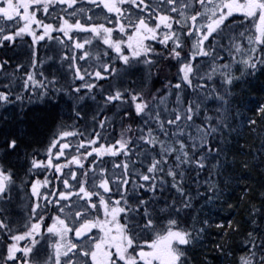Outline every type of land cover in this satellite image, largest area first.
<instances>
[{
  "label": "snow or ice",
  "instance_id": "obj_1",
  "mask_svg": "<svg viewBox=\"0 0 264 264\" xmlns=\"http://www.w3.org/2000/svg\"><path fill=\"white\" fill-rule=\"evenodd\" d=\"M86 2L0 0V264H264V0Z\"/></svg>",
  "mask_w": 264,
  "mask_h": 264
},
{
  "label": "bare ground",
  "instance_id": "obj_2",
  "mask_svg": "<svg viewBox=\"0 0 264 264\" xmlns=\"http://www.w3.org/2000/svg\"><path fill=\"white\" fill-rule=\"evenodd\" d=\"M23 53H20V54H17L16 56H14V58H17L18 57H22V58H27L28 57V54L24 51H22ZM21 62H24L22 60H19ZM262 80L263 78L261 79H256V80H251L250 83L247 84L246 86V92H245V95H254L255 99H249V106L250 105H254V101L257 102L262 96V92L261 90L264 89V85L262 83ZM264 96V95H263ZM82 125H83V122H81ZM91 125H87V127H90ZM251 134L253 135V132H251ZM246 138V137H245ZM237 142L235 141L234 144H236ZM259 158L257 160V162L255 164H250L249 165V170L245 173H243L244 175V179L246 180L247 183L251 184L252 187L258 192L260 190H264V189H261V185L264 184V167H262L260 164H259ZM230 191H233V196H235V193H238L240 191L239 188H235L234 190L231 188L230 186ZM13 212H16L17 215H18V218H20L22 215H25L24 212H25V208L24 206H21V204H17L16 203V206L13 208ZM216 213L221 216V217H227L229 219L232 218L233 214L235 213V211H232V212H229L227 209H220L219 207L216 208ZM243 210H241V215H240V220L243 218ZM213 236L215 237V232L213 233ZM234 237V236H233ZM233 237H232V242L235 244L236 242H238L239 240L237 241H234L233 240ZM227 239V237H226Z\"/></svg>",
  "mask_w": 264,
  "mask_h": 264
},
{
  "label": "trees",
  "instance_id": "obj_3",
  "mask_svg": "<svg viewBox=\"0 0 264 264\" xmlns=\"http://www.w3.org/2000/svg\"><path fill=\"white\" fill-rule=\"evenodd\" d=\"M83 6H87V2H86V0H83ZM25 39H28L27 37L25 38ZM44 44L43 43H41V45H39V46H37V58L38 59H44V52L46 51L45 50V46H43ZM23 49H25L26 50V53L29 55V53H28V50H27V48H23ZM14 52H15V56L17 55V54H20V53H23L22 52V50H18V48H16V49H14ZM11 54V53H10ZM14 59H16V60H22V61H25V59L26 58H22V57H18L17 56V58H14ZM21 62V61H20ZM39 67V66H38ZM10 71H11V69H10ZM261 78H263V80H262V83H263V85H264V75H261V74H258L256 77H255V79H252V80H256V79H261ZM0 79H2V78H0ZM157 87H160V84L158 83L157 85H156ZM264 88V87H263ZM261 92H262V95L261 96H263L264 95V89H262L261 90ZM255 96L254 95H250V94H248V95H245V99L247 100V102H249V99L248 98H250V99H252V98H254ZM172 99H174V97L172 98ZM260 100V99H259ZM256 102L254 101V104H255ZM253 105V104H252ZM252 105H250V106H252ZM83 126V125H82ZM251 132L252 131H250L248 128H244V130L240 133V138H239V141L236 143V145L237 146H239V145H243L244 146V148H245V151H247L249 148H252V149H255V148H257L258 146V143H259V141H256V139L254 138V135H252L251 134ZM246 137V138H245ZM257 137V136H256ZM259 138V137H258ZM234 142H235V140H234ZM250 158V157H249ZM91 159V158H90ZM259 192V191H258ZM257 192V193H258ZM235 211V213L233 214V216H232V218L231 219H233V220H240V215H241V209H236V210H234ZM233 240L234 241H237V240H239V236H234L233 237Z\"/></svg>",
  "mask_w": 264,
  "mask_h": 264
},
{
  "label": "rangeland",
  "instance_id": "obj_4",
  "mask_svg": "<svg viewBox=\"0 0 264 264\" xmlns=\"http://www.w3.org/2000/svg\"><path fill=\"white\" fill-rule=\"evenodd\" d=\"M85 8H87V6ZM43 46H45V50H46L44 52V59H45L46 57L51 56L52 52L49 50V48L46 45H43ZM18 50H22V51L26 52V50L23 49V48H18ZM45 63H46V66L44 67L43 70L45 72V75H47L48 71H49V67L48 66L50 65L51 62L49 60L45 59ZM78 63H79V61H78ZM5 82L6 81H4L3 79L0 80V83H5ZM253 99H255V98H253ZM252 132H253L254 138L255 139L257 138L256 141H259V143L257 145V146H259L261 140L264 139V122L257 121V126H256L255 130L252 131ZM24 205H25L24 202H22L21 206H24ZM217 207H219V206H217ZM13 215L18 217L16 212H13Z\"/></svg>",
  "mask_w": 264,
  "mask_h": 264
},
{
  "label": "flooded vegetation",
  "instance_id": "obj_5",
  "mask_svg": "<svg viewBox=\"0 0 264 264\" xmlns=\"http://www.w3.org/2000/svg\"><path fill=\"white\" fill-rule=\"evenodd\" d=\"M49 175H51V174H49ZM22 202H24V204H25V201L23 200V198H21L20 200L16 201L17 204H21ZM24 208H25L24 214L26 215L27 214V208H26L25 205H24Z\"/></svg>",
  "mask_w": 264,
  "mask_h": 264
}]
</instances>
